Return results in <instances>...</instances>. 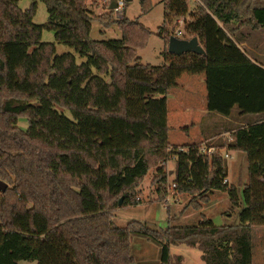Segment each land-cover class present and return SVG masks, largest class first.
Returning a JSON list of instances; mask_svg holds the SVG:
<instances>
[{
    "label": "trees",
    "instance_id": "obj_1",
    "mask_svg": "<svg viewBox=\"0 0 264 264\" xmlns=\"http://www.w3.org/2000/svg\"><path fill=\"white\" fill-rule=\"evenodd\" d=\"M40 1L50 16L44 24L34 21ZM91 1L107 11L95 13L88 0H31L27 8L0 0V181L8 184L0 191V264H136L134 234L161 244V264H186L172 252L180 245L198 247L206 264H255L253 228L264 226V62L215 48L211 32L218 21L264 26V0H195L192 8L162 0L168 23L157 33L169 42L168 25L184 18L181 37L197 36L206 53L167 52L159 65L138 62L152 34L139 18L114 16V0ZM141 2L143 12L152 9V0ZM94 20L117 24L122 37L92 38ZM44 30L86 61L58 53ZM203 71L207 108L227 122L210 139L173 145L168 92L184 72ZM226 151L247 155L242 193L227 180ZM155 167L160 192L174 174L176 192L190 194L196 210L227 191L239 222L217 225L202 213L198 223L163 231L137 220L116 225L114 211L141 202L140 184Z\"/></svg>",
    "mask_w": 264,
    "mask_h": 264
},
{
    "label": "rangeland",
    "instance_id": "obj_2",
    "mask_svg": "<svg viewBox=\"0 0 264 264\" xmlns=\"http://www.w3.org/2000/svg\"><path fill=\"white\" fill-rule=\"evenodd\" d=\"M152 2L153 7L147 13L143 12L141 0H125L124 4L120 5L119 9L115 8L113 10L114 16L117 18L122 15L131 19L139 18L145 26L152 31L145 46L138 50V62L159 65L166 62V53L169 52V42H167L166 38L157 33L159 27L167 22L166 10L162 0H152ZM194 3L195 0H189L191 8L194 6ZM30 4L31 0H21L20 2V6L23 8L29 7ZM88 5L97 14H102L107 11L104 4L98 6L91 0H88ZM187 17L189 18V16ZM49 19L50 16L47 5L43 1H40L34 16V21L38 24H44ZM183 22L184 18H181L173 24L168 25L171 36L174 34L179 37L182 36L178 31L181 30L185 32ZM238 22L239 21L224 24L218 21L216 25L217 28L215 30L213 29L211 32L217 40L214 47L226 48L234 46L239 49L240 53L245 55V53L249 52V49L247 46H243L239 41L241 32L243 31L244 34L249 36L248 41L251 44H257L259 48L264 51V28L257 31L253 30L250 34L248 31L249 29L246 30L243 28L241 31V27L243 26ZM251 26L252 25H249V27ZM91 36L94 39L100 40L121 38L122 30L117 24L109 28H104L98 20H94ZM42 40L45 42H55L58 53L72 52L76 55L79 63L86 61V58L77 53L74 48L56 42L55 32L52 30H44ZM171 77L172 74L170 73V78ZM202 104L203 102L201 99H198L194 104L190 105V103L187 102L186 105H181L177 98L168 92L169 140L173 145L179 144L180 146L186 147L187 144L196 140L195 132L197 130L203 132L209 139L212 136H217L216 133L221 131L220 124L216 122L207 123L209 117H205L204 119L202 116ZM59 110L63 111L60 107ZM64 112L72 118V114L69 110H64ZM197 121L200 123L196 126L193 123ZM19 125L26 128L28 126L27 118L21 117ZM184 126L189 127L188 129L182 128ZM227 161L229 167L228 181L231 184H236L240 190L239 192L242 193V189L248 180V161L244 160L242 164H240V160L235 151H232L231 157L227 158ZM165 168L167 171L171 170L172 172L175 168V161L172 158L168 159L165 163ZM157 172L158 167L152 168L140 184L139 195L141 197V202L139 204L119 207L114 211L113 219L116 225L125 227L129 222L137 220L145 222L150 227L156 228L159 231H163L170 225L178 226L198 223L203 219L202 213L208 218H211L217 225L235 224L239 222L238 212L240 208L237 207L234 209L229 193L221 189L215 190L211 194V200L208 203H203V208L200 210L194 209L192 205L188 206L192 196L186 193L175 191L176 197L174 198L172 196L169 198L168 202H166V192H160V183L154 182V177ZM173 179L174 174L170 173L165 185L166 191L167 186L174 181ZM162 187H164V185ZM169 215H175L173 221L169 219ZM253 240L254 262L255 264H264V226H255L253 228ZM161 249L162 246L160 243L150 239L144 234H134L132 236V251L137 260L136 264H161ZM172 252L183 254L186 264H206L201 257L202 251L198 247H190L187 245L172 246Z\"/></svg>",
    "mask_w": 264,
    "mask_h": 264
},
{
    "label": "crops",
    "instance_id": "obj_3",
    "mask_svg": "<svg viewBox=\"0 0 264 264\" xmlns=\"http://www.w3.org/2000/svg\"><path fill=\"white\" fill-rule=\"evenodd\" d=\"M235 22V21H234ZM239 23V22H238ZM239 25V24H238ZM244 29H249L248 31L250 32V34L252 33L253 30L257 31V30H261L262 28H264V26H259V27H249V25H245L243 27H241V31ZM239 31V29H238ZM248 35L244 34V32H241V37L239 39V41L242 43L243 46H247L248 47V53L247 56L251 59H253L254 61L259 60L264 62V51L259 48V46L257 44H251L248 41ZM169 92L174 95L178 102H180V104H184L186 105L187 102L191 104H194L198 101V99L203 102L202 106H203V117L205 119V117H209L208 118V122L207 123H211V122H216L217 124H221L222 128L225 123L227 122V117H222V116H218L216 114H212L209 112L207 106V95H208V91H207V85H206V73L203 72H199V73H192V72H184L182 75H180L177 79V85L172 87ZM194 108V107H193ZM200 122H194L193 124H195L197 126V124H199ZM188 125V124H187ZM201 125V124H200ZM189 126H184L182 128L188 129ZM202 133V134H201ZM196 136V140L191 142H201V141H205L206 140V135L197 130L195 132ZM223 135H226V133H222ZM172 144V143H171ZM179 145V144H176ZM230 154L232 153V151H229ZM237 153L238 159L240 160V164H242V162L244 160H247V156L246 154H242L243 152H239V151H235Z\"/></svg>",
    "mask_w": 264,
    "mask_h": 264
},
{
    "label": "water",
    "instance_id": "obj_4",
    "mask_svg": "<svg viewBox=\"0 0 264 264\" xmlns=\"http://www.w3.org/2000/svg\"><path fill=\"white\" fill-rule=\"evenodd\" d=\"M118 6V0H114L110 5V9H117ZM168 51L178 55L188 51H193L200 54L206 53L205 48L200 44L197 36H193L191 38L179 37L176 35L171 36L168 43ZM7 186V182L2 180L0 181V191L5 190ZM120 203H122V198L120 199Z\"/></svg>",
    "mask_w": 264,
    "mask_h": 264
},
{
    "label": "built area",
    "instance_id": "obj_5",
    "mask_svg": "<svg viewBox=\"0 0 264 264\" xmlns=\"http://www.w3.org/2000/svg\"><path fill=\"white\" fill-rule=\"evenodd\" d=\"M124 2H125V0H118V3H119V6H118V8L117 9H119V7H120V5H123L124 4ZM178 33L181 35L182 34V32L179 30L178 31ZM182 148V147H181ZM201 149H202V151L203 152H209V153H213L214 152V150H215V148L214 147H207L206 146V144L205 143H203L202 145H201ZM225 156H226V158H229V157H231V154H230V152L229 151H226L225 152ZM228 180V179H227ZM226 180V181H227ZM176 182H172L169 186H167V191H166V194H165V201L166 202H168V200H169V198L170 197H176L175 196V191H176Z\"/></svg>",
    "mask_w": 264,
    "mask_h": 264
}]
</instances>
